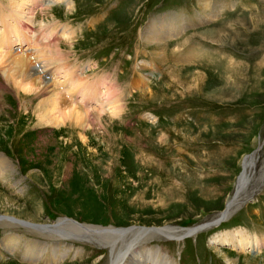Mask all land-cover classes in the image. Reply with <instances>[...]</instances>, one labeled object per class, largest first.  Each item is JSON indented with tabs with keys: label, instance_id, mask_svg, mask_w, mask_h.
<instances>
[{
	"label": "rangeland",
	"instance_id": "374dc122",
	"mask_svg": "<svg viewBox=\"0 0 264 264\" xmlns=\"http://www.w3.org/2000/svg\"><path fill=\"white\" fill-rule=\"evenodd\" d=\"M32 1L31 22L23 18L22 47L38 44L43 50V61L29 57L32 66H48L49 77L40 68L38 77L51 78L54 84L63 81L55 66L64 60L75 76L98 84L101 96L105 84H111L108 89L120 96L123 106L112 117L86 103L93 109L89 120L76 126L68 119L57 128L39 118L38 110L48 95L57 96L58 85L48 91L18 92L0 75V96L9 109L0 123V155L16 170L15 177L0 179V217L27 226L69 221L103 231H189L213 224L211 220L227 211L239 193L245 160L257 155L232 215L196 236H186L184 242L153 238L144 248L151 256L160 248L176 264H264V247L239 251L215 241L238 234L264 240V8L256 21L250 8H258L262 0H205L212 6L235 4L224 11L227 16L220 11L219 18L206 23L194 21L204 0H69L73 8L58 3L54 11L44 6L45 0ZM4 6L13 10L11 1L0 0V14L16 25L10 17L22 16L15 11L11 16ZM164 19L192 24L166 41L161 58L156 46L142 42L141 34L151 21ZM242 20L250 24V36L242 33L245 27L236 38L248 43L232 49L233 66L218 60L228 64V72L202 70L195 57L197 35L221 22L233 21L239 29L245 25ZM64 27L71 33L68 40L61 35ZM52 32L57 34L45 37ZM187 39L191 41L179 45ZM182 47L185 54L192 49L191 64L176 53ZM203 72L210 77V87L213 83L221 89L199 92ZM77 97L80 101L81 95ZM88 98L93 97L85 101ZM28 228L0 222V264H110L113 240L115 254L122 245L103 233L93 240L75 235V240L64 242ZM63 249L67 254L58 257ZM40 251L44 256L38 259Z\"/></svg>",
	"mask_w": 264,
	"mask_h": 264
},
{
	"label": "bare ground",
	"instance_id": "6f19581e",
	"mask_svg": "<svg viewBox=\"0 0 264 264\" xmlns=\"http://www.w3.org/2000/svg\"><path fill=\"white\" fill-rule=\"evenodd\" d=\"M9 1H11L13 10H11L10 6H4V7L6 9L8 8V10L10 11V15L12 16L11 12L15 11L16 13H18V15L22 16V18H19V16L10 17L12 18L13 23L16 24L13 26L11 24V21H9L6 16L0 14V27H2L0 29V75L3 77L5 83L8 84L10 89L17 88V90L16 89L15 90L18 92L20 89H22L23 91H26V92L28 91L30 93V92H35V91L41 92L42 89H45L46 91H48V88H51L52 85L53 86L58 85L60 89H59V93L57 94V96L53 94L48 95L47 99L45 98V100L39 105V110H38L39 118H44L46 121L53 124L57 128H60L63 125H65L68 119H70V121L76 126H79L81 122L85 119L89 120L88 118L90 117V114H91L90 111L93 110V109L90 110L91 107L95 108L93 111H98V113L100 112L99 110H102L103 112L109 113L112 117L117 116L118 115L117 113L122 109L123 105L121 106L120 104L121 102L119 100L120 96L116 97L108 89L109 87H112L111 84L110 83H109L110 85H108V83L105 84L107 89H106V92L103 93V96H101L98 92V88H97L98 84L90 83L88 79L81 77V75L75 76L74 71L70 69L68 65H66L64 60L56 61L57 66H55V68L57 67V70L55 69L56 70L55 72L58 75H61L60 78H64L63 81H58L59 83L55 82L57 84H54L53 82L50 81L51 78L50 79L48 78L47 81L45 80L43 81V78L38 77L40 76L39 73L37 72L38 68L43 69V74L46 75L47 73L48 75L46 76L49 77L50 71L49 69L48 70L46 69L48 68V66L46 68L40 67V65L32 66L29 63L30 62L29 57L32 58L34 55H36L34 59H38V61L40 60L43 61L44 60V57L42 55L43 50L38 48L37 46L38 44L35 46L32 45L27 48L22 47L23 46L22 44L24 42L23 36L24 37L26 36L24 35L25 30H26V23L32 20L33 13H34L33 9L35 7V1H32V0H9ZM13 2L17 4V7H15ZM58 3H65L69 9L74 7V6L72 7L69 0H45L43 4L49 10V9H53L54 6H57ZM232 5L227 6L224 4H220L218 2L216 3L214 2L212 6L211 2L204 0L200 3V12L197 15L198 17L197 16L195 17L194 21L206 23L208 21L215 20L221 16L220 11H223L222 14H225V16H227L228 12H224V11H227L229 8L235 7V4H232ZM250 8H251V11L253 12L251 13L252 15L251 19L253 21H256L257 16L259 15L261 16L262 14L261 10L264 8V0H262V3H260V6L258 8L256 5H252ZM255 12H259V13L256 16H253ZM229 17H232V16L229 15ZM23 18H26L25 19L26 23L23 22ZM253 21H252L253 23L252 26L253 27L257 26L256 22L254 23ZM167 22H169L168 19L151 21L147 29L144 30L141 34L142 42L146 46L148 45L156 46L158 48V51L160 52L159 55L161 58L165 56L162 54L166 53L165 52L166 51V46H165L166 41L169 39H173L177 36H180L192 24V22L189 23L188 20L186 19H180V20L173 19L171 23H167ZM241 22L245 23V25L244 27L239 26L240 27L239 29H237L238 28L237 24H235L233 21L228 22V23L221 22L220 25L217 23L218 25L216 24V26L215 25L212 26L210 28L212 29L211 31L208 28L204 30L201 34L197 35V38H199V41L197 43L198 46H196L195 49L198 48V52L196 55L194 53V55L195 57L197 56L199 60L198 64L199 66L202 67V70L205 71L207 70V68L215 67L219 69L220 72L222 71L223 74L226 73L225 69H227V72L229 71V68H227L228 64L227 65L226 63L219 64L218 60H221V61L226 60L227 63H230V65L232 64L233 66L235 57H231L232 54L230 53L232 49L233 50L238 49V46L241 45L243 47L245 45L244 43L246 44L248 43L247 41H244V40H242L241 44L238 41H236V38L238 40V38L242 36V33L245 34L249 31L248 28L250 27L249 26L250 24L248 23V21L242 20ZM165 23L168 24V27H169L168 30H165V28L167 27ZM245 27L247 28V30L240 33V31H242V29H245ZM62 29H63V33L61 35L63 36V38H66L67 40L70 39L71 33L69 32V30L65 27ZM65 29L68 32H65L64 31ZM22 31H24V33ZM249 33H247L246 36H250ZM55 34H57V32L48 33L45 37L49 39V37L51 38ZM190 41L191 39L184 40L179 45L184 46L186 43ZM18 42H19L18 46L20 47H16L15 45ZM226 46H228V49L230 51L226 48ZM15 48H16V52H15ZM182 49L183 47L177 48L176 53L178 54V56H181L184 54L185 55L184 59L186 60V64H191V59L194 57L192 56L193 55L192 49H191V52L186 51L187 52L186 54L184 51H181ZM166 59L167 58L165 57V60ZM32 71L33 73H31ZM222 73H220L221 76H223ZM44 75L43 77H45ZM212 75L213 74H211V76ZM50 76L53 78V75H50ZM56 77L57 75L55 76V78ZM209 78H210L209 75L205 74V72L201 73L200 83L201 85L203 84V86L201 89V85H200L199 92L202 91L201 92L202 94L203 92H205L206 89L209 91V93L213 94L214 90H211L213 86H214L213 89H216V88L221 89V87L213 83H211L212 86L210 87L209 86L210 84L208 83ZM2 92L3 91L0 90V94ZM77 94L79 96L81 95L80 101L78 100ZM74 95H76V97ZM86 97H93V98H88V100L85 101ZM2 100L3 99H1V96H0V123L2 122V120H4L2 119V117L5 116L9 110L8 108H5L6 104L2 102ZM95 101H97L98 103H95ZM86 103L88 104V106L89 105L91 106L94 104L96 105L87 108ZM63 107H67V110L65 111L61 110ZM44 112L46 113L49 112V113L44 114ZM53 116L57 118L52 119ZM99 119H102V116H98V120ZM0 128H1V125H0ZM256 160H257V155L245 160L244 167H245L246 173L243 174L240 180L239 193L236 199L230 202V204L228 205L227 211H225L223 214H220L218 217L211 220V222L213 221L212 222L213 224L219 223V221H221L222 219H225V217H228L235 212V210L237 209V206L239 205V200H241L240 197L242 194H240V192L246 186L245 184L246 178H247L246 175L248 174L247 170L252 167V164ZM9 175H12L15 177L16 170L11 168L8 162L5 160V158H3L0 155V179L5 181L6 178H9L7 177ZM5 219H6L5 217H2V218L0 217V222L5 221L6 224L7 223L11 225L13 224L15 226H21L24 228L29 227L28 229L32 230L33 232H37L38 234L52 236V238H55V239H58L64 242L68 240L69 241L75 240L74 238H76V236L82 237V240H93L94 238H96L95 234L99 235L101 233L107 234L106 237L111 238L110 239L111 241L113 239L112 237H116L118 240H121L122 245L119 246V249H118L119 251L115 254L114 252H115V247H117V242L113 240L114 242L110 246L111 252H112V258H111L110 264H176L167 254L163 253V251L160 248L155 249L153 251L154 254L151 256L150 253H148L146 249L144 248V245L146 244L147 241L153 238H164L170 241L177 240L175 242H178V243L181 241L184 242V240H186L185 238L186 236H191V237L196 236L201 230H205L206 228H209L213 225L208 222L209 224L207 225L205 224L202 227H198L196 229H192L189 231L172 228V227L155 228V229H141V228L124 229V230L111 229V230L103 231L101 229L80 226L76 223H72L69 221H61L56 225L46 227V226H35V225L27 226L30 224L22 223L20 221L10 219V218H9L10 219L9 221ZM66 226H71L73 230L66 228ZM106 237H104V240L109 239V238L107 239ZM215 241L223 243V244L225 243L228 245H233L239 251L240 250L242 251V249L246 246H249V248H251L252 250L260 249L264 247V240H261L256 237H252V238L245 237L241 234H238L236 237H233L230 239H223V238L218 237ZM41 247L39 248L42 250ZM16 250L19 251L17 247H16ZM44 251H40L41 253L37 255L38 259L44 256ZM64 254H67V251H64L63 249V252L59 254L58 257H61Z\"/></svg>",
	"mask_w": 264,
	"mask_h": 264
}]
</instances>
